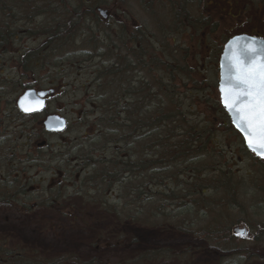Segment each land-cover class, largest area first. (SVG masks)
<instances>
[{"label": "rangeland", "instance_id": "rangeland-1", "mask_svg": "<svg viewBox=\"0 0 264 264\" xmlns=\"http://www.w3.org/2000/svg\"><path fill=\"white\" fill-rule=\"evenodd\" d=\"M165 1L154 0L152 4L148 1L139 4L134 0H124L121 4L118 0H90L88 5L80 6L76 22L67 20L72 29L63 34L58 31V42L63 39L58 45H46V35L33 34L45 29L48 22L46 14L30 19L27 23L19 21L13 27L15 33L9 37L5 34V38L0 40V147L6 149L12 144L21 149L24 136L18 128H27L23 130L25 136H28L34 132L37 124L36 128L41 127L39 124L45 114L57 113L66 119L67 129L60 134H41L35 147L37 151L31 152L34 154L31 159H41V168L26 164L25 167L29 169L26 170L21 164L19 170L23 172L22 168L25 169L22 180L35 177V184H38L46 178L49 180V171L55 167L61 170L62 176L69 166H75L74 163H68L75 156L71 150L90 141L97 134L93 123L98 105L91 101L94 98L92 93L97 91L94 79L118 54L123 56L121 62L132 64V57L129 56L125 61L124 54L129 50L135 53L136 49H133L132 42L125 41L126 34L121 26L125 24L129 28V35L134 29L141 28L146 36L142 38L141 48L138 47L137 50L140 52L147 49V54L153 57L146 68L155 67L156 57L168 62L176 76V81L172 83L175 93L186 98V120L199 125L205 118H210L211 124L206 129H211L214 134L210 135V141L216 148H210L211 153H207L198 162V166L212 170L225 163L236 172L229 184L236 189L234 193L227 196L225 192L219 191L215 195L212 190H208L204 195L210 197L209 201L213 204L225 198L223 206H229L230 209L228 207L223 213H219L221 220L231 222L232 229H247L248 234L235 239L241 247L238 252L223 253L189 234L145 229L129 221L118 220L114 215L110 216L102 211L99 205L86 203L80 195H76L72 202L65 201L61 206L36 208L29 212H23L26 207L19 204H0V236L8 239L10 247L26 252L24 257L48 261L73 256L83 264H133L131 260L144 251L163 248L178 253L180 260L149 261L142 264H264V227L257 238L253 239L251 236L254 229L257 232V225L264 226V176L257 171L264 165V159H258L242 150L238 138L225 131L224 112L214 104H219L218 58L220 48L224 45L223 38L228 33V36L246 34L264 39V2L261 1L257 7L255 2H243L238 6L232 0H207L209 6L206 7V18L217 25L209 40L205 36L209 26L203 21L196 23L203 30H195L194 34L181 31L182 34L172 45L166 34L168 29L176 26L173 13ZM1 2L0 0V5ZM7 5L11 8V14L24 16L17 0H7ZM97 7L107 8L103 9L107 12L105 21L96 12ZM1 24L7 26L8 22L3 18ZM226 31L229 32L225 33ZM39 49L43 50L42 66L35 67L34 63L30 65L23 61L28 52L34 56L33 51ZM132 69L135 73L138 71L134 66ZM165 71L167 72L166 67ZM187 73L191 76L193 74V78H188ZM156 75V69H149L145 74L152 81ZM102 77V81H107V77L101 75ZM194 82L204 86L203 90L194 92L198 94L197 107H194L195 102L191 96ZM27 88L53 89L55 93L49 95L51 97L47 100L45 110L34 114L32 118L21 114L15 107L16 98ZM4 140L6 143L2 142ZM42 142L46 143L42 145ZM203 152V149L198 150L199 154ZM105 154H110V151ZM21 160H26L23 155ZM2 169L1 166L0 171ZM143 181L147 193L153 195L149 203L145 202V206L151 205L158 200L161 187L150 188ZM37 186L40 190L43 183ZM36 194L40 195V191ZM107 194L109 192H105ZM167 208L171 210L170 206ZM63 210H75L76 213L68 217ZM184 214L188 215L186 212ZM241 221L245 222V226ZM103 235L107 236V241L100 238ZM247 252L253 254V257L246 262L243 258Z\"/></svg>", "mask_w": 264, "mask_h": 264}, {"label": "trees", "instance_id": "trees-1", "mask_svg": "<svg viewBox=\"0 0 264 264\" xmlns=\"http://www.w3.org/2000/svg\"><path fill=\"white\" fill-rule=\"evenodd\" d=\"M1 1L0 14L10 15L11 8L8 7L7 0ZM118 1L121 4L124 3V0ZM134 1L139 4L148 1L152 4L154 0ZM261 1L264 2V0H232L238 6H241L240 3L243 4V2H255L257 7ZM89 2L90 0H77L76 2L72 0H17L18 7H22L24 11H22L24 16L18 17L17 14H12V16L18 22L23 20L27 23L30 19H36L37 16L41 17L46 14L48 22H46L45 29L42 28L33 34L46 35V45L49 43L58 45L63 40L58 42L59 39L56 38L59 35L58 31L63 34L72 29L67 20L72 19L76 22L80 15V6L88 5ZM165 3L173 13L176 26L173 29H168L166 34L172 45L176 43V38L180 36L181 31L194 34L195 30H203L202 26L196 24L203 21H206V25L209 26L205 34L206 39L209 40L210 34L217 25L212 24L210 18H206L205 11L209 6L207 0H166ZM98 8L101 7L96 9ZM55 14L57 17L54 16ZM3 18H0V35L6 34L9 37L15 33L13 27L17 23L12 27L3 26L1 24ZM57 19L60 22L55 23L58 21ZM177 26H184V28ZM136 29L141 30V28ZM227 32L229 31L225 33ZM226 35L223 38L224 42L232 36H228V33ZM145 36V34H131V39L136 41L132 42V47L136 49L137 55L142 51L137 50L138 47L141 48L140 39ZM42 51V49L33 51L34 56L28 52L23 61L30 65L34 63L35 67L42 66ZM143 53H147V49H144ZM143 56L140 55V58ZM140 58L130 64V71L133 70L132 66L138 71L148 66L142 61L144 58H141L142 62H139ZM121 60L118 62L111 60L94 79L97 91H94L95 94L92 93L94 98L91 101L98 105L95 109L97 114L93 123L97 134L90 141L71 150L75 156L73 161L70 160L68 163H74L75 166H69L65 174L60 176L61 170L55 167L49 171V180L46 178L38 184H35V177L22 180L25 169L22 168L23 172L19 170L21 164L24 167L26 164H31L30 167L34 165L41 168V159L38 156L36 159H31L34 155L31 152L37 151L35 150L37 140L44 132L42 127L36 128L38 124L36 127L33 126L35 130L28 136H25V130H23L25 127L18 128L24 136L21 149L13 147L12 144L6 149L0 147L2 149L0 150L2 151L0 152V168L1 166L3 168L0 171V204H10V202L19 204L26 207L23 212H29L36 208L61 206L65 201L72 202L73 197L80 195L86 203L99 205L106 214L114 215L123 222L129 221L143 226L145 229H155L160 232H182L205 241L209 246L223 253L238 252L241 245L235 239L242 236L233 234L231 231L233 224L227 223L225 219L223 222L221 214H219L229 207L228 204H226L228 206L226 208L223 206L225 198L223 197L219 203L213 204L209 201L210 197L204 195L208 190H212L215 195L221 191L228 196L236 190L234 186L229 185L230 179L236 172L232 168H228L225 163L215 166L212 170L201 165L198 166V162L203 157L205 158L207 153H211L210 148H216L210 141V135L214 134L211 129H206L211 124L210 118H205L199 125L186 120L187 112L184 110L186 98L175 93L171 77L172 81H176V78L172 74L171 69L173 68L167 64L168 62L161 61L163 69L166 67L168 70V75L162 73L160 88H154V81L146 80L145 91L138 88L132 92L134 84L130 83L128 92L134 94L128 101L126 99L127 81L123 78L126 63ZM188 74V78H193V74L192 76ZM101 75L107 77V81H102ZM95 84H93L94 87ZM193 89L192 101L195 102L194 107H197L196 102H199V99L198 94H194V92L203 90L204 86L202 83L194 82ZM187 93L190 94L189 91ZM214 104L215 107H221L218 102ZM29 116L32 118L34 114ZM224 117L225 131L235 135L242 150L250 153L245 148L240 135L232 128L225 112ZM175 132L176 136L174 137ZM2 142L6 143V140ZM197 148L198 150L203 149L205 152L199 154ZM107 151H110V154L106 155ZM22 155L26 159L24 162L21 160ZM217 156L219 157V155ZM26 170L29 169L26 168ZM143 171L150 173L149 178L145 180L150 188L161 187L157 195L158 200L151 205L146 204V206L145 202L149 203L153 195L147 193L144 187ZM157 171H161L160 175H157ZM257 171L264 176V165L260 166ZM41 183H43V187L39 190L37 185ZM38 191H40V195L36 194ZM105 192H109V194L105 195ZM70 195L72 197H69ZM114 195L115 197H113ZM235 205L238 207L237 204ZM167 206H170L171 210H168ZM63 212L68 217L74 216L76 213L75 210L72 212L63 210ZM185 212L188 215L184 214ZM243 222L241 221V223ZM243 225L245 226V222ZM263 227L257 225V232H254L255 229L251 232L253 239L262 234ZM100 238L107 241V236L103 235ZM24 255L26 252L10 247L8 239L0 236V264H66V262L83 264L73 256L45 261V259H28ZM178 255L176 252L163 248L152 249L144 251L131 261L133 264H142L149 261L180 260ZM252 257L253 254L247 252L243 259L247 262Z\"/></svg>", "mask_w": 264, "mask_h": 264}, {"label": "water", "instance_id": "water-1", "mask_svg": "<svg viewBox=\"0 0 264 264\" xmlns=\"http://www.w3.org/2000/svg\"><path fill=\"white\" fill-rule=\"evenodd\" d=\"M97 11L103 17H105V10L99 8ZM248 48H255L258 50L259 54L255 56V59H253V54L250 51H247ZM262 59H264V39H260L250 35H235L229 38L223 45L218 61L219 80L217 90L219 94L220 105L227 113L233 128L242 137L245 147L258 158H264V156L257 155L249 148L246 140V133L239 126L241 120L236 115L235 111H229V109L225 107V97L228 93V90L232 87L231 82L235 80V75H233L232 73L237 67V61L239 62V66L252 67L253 65L258 64ZM222 89H224L223 92ZM51 92L53 91H37L34 89H27L18 97L16 106L18 110L23 114H34L41 112L44 110L46 105V98L50 95ZM22 101L25 108L35 110L25 111L21 107ZM41 124L44 130L48 133H61L67 126L65 118L58 114H50L46 116ZM44 143L45 142H42V145ZM233 232L235 234L245 233V229L235 228Z\"/></svg>", "mask_w": 264, "mask_h": 264}, {"label": "snow or ice", "instance_id": "snow-or-ice-1", "mask_svg": "<svg viewBox=\"0 0 264 264\" xmlns=\"http://www.w3.org/2000/svg\"><path fill=\"white\" fill-rule=\"evenodd\" d=\"M247 51L253 54V59L259 54L255 48H248ZM232 74L235 80L231 82L232 87L225 97V107L235 111L240 118L239 126L246 133L249 148L257 155L264 156V59L252 67L239 66L237 61ZM21 107L25 111L35 110L25 108L23 101Z\"/></svg>", "mask_w": 264, "mask_h": 264}, {"label": "flooded vegetation", "instance_id": "flooded-vegetation-1", "mask_svg": "<svg viewBox=\"0 0 264 264\" xmlns=\"http://www.w3.org/2000/svg\"><path fill=\"white\" fill-rule=\"evenodd\" d=\"M112 15H113V12L111 13ZM102 21H105V19H101ZM123 26H121L122 28H123V32L126 34L125 35V37H124V39H125V41L126 42H133V43H135L136 41L135 40H132L131 39V34H135V33H138V34H144L143 33V30H139V29H134L133 31H131L130 32V35H129V28H127L126 27V25L125 24H122ZM143 39H142V37H141V39H140V42L142 41ZM143 51L144 50H142L141 51V53H139L138 55L137 54H135L134 52H132V51H126L125 52V54H124V60L126 61V59L127 58H129V56H131L132 57V62H135V61H137L138 60V58H140V55H144L143 57H141V58H144V59H142V61H144L145 63H149L150 62V60H152L153 59V57L151 56V55H149V54H147V53H143ZM123 58V56H119V54L113 59V61H115V62H118L120 59H122ZM141 58H140V61L139 62H142L141 61ZM146 59H148L149 61H147ZM156 59V61H154L155 62V67H150V68H143L142 70H139L138 72H136L135 73V71L134 70H131L130 71V69L131 68H129L130 67V64L128 63V62H125L126 64V66L124 67V74H123V78L125 79V81H127L126 82V87H127V89H126V99L129 101V98L134 94H129V92H128V90H129V88H130V83H131V85H133V88H132V92H135L136 91V89H138V88H140L141 90H143L144 89V91H145V88H144V84H145V81L146 80H150L148 77H146L145 76V74L147 73V71L150 69L151 71H153L154 69H156V71H157V75H156V77H155V80H154V82H155V87L154 88H160V81H161V79H162V73H165V74H167L168 73V70H167V72L165 71V69H163L162 68V64H161V58L160 57H156L155 58ZM159 67V69L157 70V68ZM173 69H171V71H172ZM172 74L175 76V74L173 73V71H172ZM168 75V74H167ZM175 78H176V76H175ZM174 81H172V77H171V84L173 83ZM136 85H137V87H136ZM130 91V90H129ZM144 91H143V94H144ZM157 93H159V91H157ZM55 94V93H54ZM135 94H140V93H135ZM53 96V95H52ZM17 99V98H16ZM16 101L17 100H15V105H16Z\"/></svg>", "mask_w": 264, "mask_h": 264}, {"label": "bare ground", "instance_id": "bare-ground-1", "mask_svg": "<svg viewBox=\"0 0 264 264\" xmlns=\"http://www.w3.org/2000/svg\"><path fill=\"white\" fill-rule=\"evenodd\" d=\"M54 16L57 17L56 14ZM1 17H4L5 22H8V24H7L8 27H12L15 23H18L17 19L15 17H13L11 13H10V15L9 14H2ZM4 38H5V34L3 36L0 35V39H4ZM160 173H161V171H157V175H160ZM149 175H150L149 172L143 171L142 172V178H143L142 180H147L149 178L148 177Z\"/></svg>", "mask_w": 264, "mask_h": 264}]
</instances>
